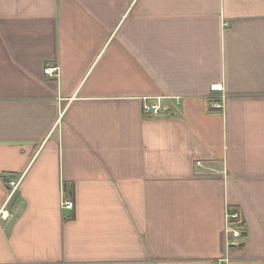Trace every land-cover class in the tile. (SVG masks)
Wrapping results in <instances>:
<instances>
[{"label":"crops","instance_id":"1","mask_svg":"<svg viewBox=\"0 0 264 264\" xmlns=\"http://www.w3.org/2000/svg\"><path fill=\"white\" fill-rule=\"evenodd\" d=\"M218 262L264 264V0H0V264Z\"/></svg>","mask_w":264,"mask_h":264},{"label":"built area","instance_id":"2","mask_svg":"<svg viewBox=\"0 0 264 264\" xmlns=\"http://www.w3.org/2000/svg\"><path fill=\"white\" fill-rule=\"evenodd\" d=\"M56 67H49L46 69V73L53 75L56 71ZM221 107V106H219ZM161 112L159 104L156 103H146L144 105V113L145 114H159ZM21 177L17 180H11L9 181V184L11 186L10 195H13L16 190L19 188V185L21 183ZM63 205L66 209H73V202L64 199ZM227 228H226V239L228 242V246L230 247H239L242 245V224L241 225H234L233 221L237 222H244L243 216L238 210H230L227 214ZM216 264H224V262H218Z\"/></svg>","mask_w":264,"mask_h":264},{"label":"rangeland","instance_id":"3","mask_svg":"<svg viewBox=\"0 0 264 264\" xmlns=\"http://www.w3.org/2000/svg\"><path fill=\"white\" fill-rule=\"evenodd\" d=\"M156 104H159L158 102H155ZM146 104V103H145ZM144 104V105H145ZM212 106H213V108H221L222 106H223V104L221 103V102H212V104H211ZM159 106H160V110H161V112L159 113V114H162V113H165V112H167V113H170V111H169V109L167 108V109H162V107H161V105L159 104ZM219 106H221V107H219ZM243 216V215H242ZM243 221L244 222H242V223H238V224H235L236 222L235 221H233L234 222V225H241L242 224V226H241V228H242V237H243V240H244V238H245V230H246V226H245V220H244V217H243ZM242 240V241H243Z\"/></svg>","mask_w":264,"mask_h":264},{"label":"trees","instance_id":"4","mask_svg":"<svg viewBox=\"0 0 264 264\" xmlns=\"http://www.w3.org/2000/svg\"><path fill=\"white\" fill-rule=\"evenodd\" d=\"M65 191L67 192V194L69 196H73L74 195V190H73V187L70 186V185H65ZM236 223L235 224H238L239 222L235 221ZM234 223V222H233Z\"/></svg>","mask_w":264,"mask_h":264}]
</instances>
